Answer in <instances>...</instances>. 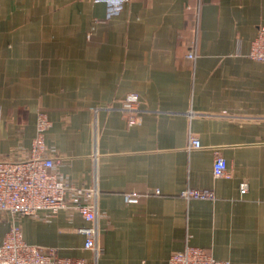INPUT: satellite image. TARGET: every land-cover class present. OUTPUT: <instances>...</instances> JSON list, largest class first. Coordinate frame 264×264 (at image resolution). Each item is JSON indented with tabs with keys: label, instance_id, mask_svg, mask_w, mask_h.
<instances>
[{
	"label": "crops",
	"instance_id": "obj_1",
	"mask_svg": "<svg viewBox=\"0 0 264 264\" xmlns=\"http://www.w3.org/2000/svg\"><path fill=\"white\" fill-rule=\"evenodd\" d=\"M260 27L264 0H0V159L29 156L44 112L60 179L98 193L97 264H167L187 246L264 264V64L248 57ZM130 94L135 124L120 110ZM12 222L29 245L92 257L71 202L1 214L0 238Z\"/></svg>",
	"mask_w": 264,
	"mask_h": 264
},
{
	"label": "built area",
	"instance_id": "obj_2",
	"mask_svg": "<svg viewBox=\"0 0 264 264\" xmlns=\"http://www.w3.org/2000/svg\"><path fill=\"white\" fill-rule=\"evenodd\" d=\"M129 0H117V3ZM193 57V56H192ZM248 57L264 64V28L257 30L250 43ZM264 97V92H263ZM120 110L125 113L129 124L138 123L141 112L137 96L130 94L123 100ZM50 126L44 112L37 113L35 135L31 141L29 156L21 160L0 159V215L10 218L16 216H36L45 212L54 217L71 202L73 208L88 224L82 229H75L84 236V249L92 253L90 260L61 258L53 250H43L25 243L19 227L12 222L8 232L0 238V264H97L101 254L98 212V193L95 189L77 188L65 184L55 171L56 159L46 155L44 137ZM190 149H200L197 138H189ZM212 176L219 179L225 176V163L220 155L215 154ZM240 194H245L247 185L242 183ZM157 193V192H156ZM180 197L185 200H212V190L187 189ZM135 195L128 194L127 202L136 200ZM167 264H230L228 261L215 260L202 249L192 246L172 253Z\"/></svg>",
	"mask_w": 264,
	"mask_h": 264
}]
</instances>
